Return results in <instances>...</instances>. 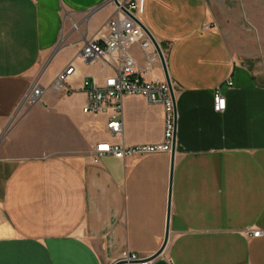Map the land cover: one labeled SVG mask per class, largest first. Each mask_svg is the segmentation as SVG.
Here are the masks:
<instances>
[{"label": "crops", "instance_id": "0c3cea01", "mask_svg": "<svg viewBox=\"0 0 264 264\" xmlns=\"http://www.w3.org/2000/svg\"><path fill=\"white\" fill-rule=\"evenodd\" d=\"M105 2L0 0V264L147 259L165 239L146 264H264V0H144L142 25L167 47L175 150L93 165L101 141L159 143L162 108L123 98L111 136L82 113L81 78L100 81L99 67L78 62L73 92L23 99L74 60L112 15L89 14ZM144 77L163 78L158 66Z\"/></svg>", "mask_w": 264, "mask_h": 264}, {"label": "built area", "instance_id": "2783aa9c", "mask_svg": "<svg viewBox=\"0 0 264 264\" xmlns=\"http://www.w3.org/2000/svg\"><path fill=\"white\" fill-rule=\"evenodd\" d=\"M119 6H114L112 15L90 38L84 40L76 57L66 68L59 73L49 87L44 88L37 83L26 93L23 104L33 106L40 102L46 90L56 92H73L69 79L75 74V62L83 66L99 67L102 75L98 81L94 77L84 76L80 83V90L86 95V104L82 113L90 116H104L106 131L111 136L120 135L122 132L121 103L125 97H138L144 99L150 106H160L163 111V138L159 143L141 144L136 146H123L105 141L96 143L92 152L91 163L97 165L102 156H111L124 160L136 156L172 151L176 134V108L175 89L163 76L160 55L166 61L167 50L157 42L158 49L148 38L141 15L144 0H117ZM123 7L125 11L121 9ZM208 25L203 27L207 30ZM157 49V50H156ZM159 50V51H158ZM143 64L140 70L138 63ZM158 66L162 79L148 81L144 75L152 72ZM228 86L232 83L228 82ZM213 109L216 113L224 111L226 102L219 92L215 91ZM260 230L253 231L252 237H260ZM149 258H141L135 254L123 252L116 262L122 264H146ZM113 263V264H114Z\"/></svg>", "mask_w": 264, "mask_h": 264}, {"label": "water", "instance_id": "95a60500", "mask_svg": "<svg viewBox=\"0 0 264 264\" xmlns=\"http://www.w3.org/2000/svg\"><path fill=\"white\" fill-rule=\"evenodd\" d=\"M111 3H113L115 6H119V3H118L117 0H107V2H105L104 4L99 6L98 8L94 9L92 12H89V14L95 13V12L98 13V11L102 10L103 8H105L106 6H108ZM121 9L123 10V12L125 11V9L123 7H121ZM145 31H146V33L149 36L148 38H150L152 40V42L154 43V45L158 49V46L156 44L155 39L152 37V35L148 32V30L146 28H145ZM160 61H161L160 63H161V66H162V69H163V73H164L163 76L165 77V80L169 83L170 79H169V76H167V74H168L167 66H166L165 60L162 58L161 55H160ZM174 150H175V141H174L173 146H172V151L170 152L171 155H173L172 153H174ZM165 244H166V239L164 240L163 244L161 245L162 247L159 249V251L155 255H153L151 258H149L148 260H152L153 258H156V257L160 256V254L165 249V246H164ZM114 264H122V263L121 262H117V263H114Z\"/></svg>", "mask_w": 264, "mask_h": 264}, {"label": "rangeland", "instance_id": "374dc122", "mask_svg": "<svg viewBox=\"0 0 264 264\" xmlns=\"http://www.w3.org/2000/svg\"><path fill=\"white\" fill-rule=\"evenodd\" d=\"M108 6H112V5H108ZM69 28H71V25H70V27ZM43 69V68H42ZM42 72V71H41Z\"/></svg>", "mask_w": 264, "mask_h": 264}]
</instances>
